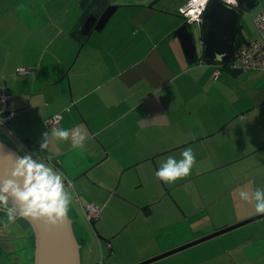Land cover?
<instances>
[{
    "label": "crops",
    "instance_id": "0c3cea01",
    "mask_svg": "<svg viewBox=\"0 0 264 264\" xmlns=\"http://www.w3.org/2000/svg\"><path fill=\"white\" fill-rule=\"evenodd\" d=\"M186 1L0 0V89L15 114L0 139L59 170L80 207L101 209L103 251L87 264H141L260 215L239 191L264 188V74L188 62L174 34ZM107 8L104 28L84 35ZM187 147V175H155ZM109 211L118 219L106 226ZM227 232L148 264H264V217ZM17 249L5 264H23Z\"/></svg>",
    "mask_w": 264,
    "mask_h": 264
},
{
    "label": "water",
    "instance_id": "95a60500",
    "mask_svg": "<svg viewBox=\"0 0 264 264\" xmlns=\"http://www.w3.org/2000/svg\"><path fill=\"white\" fill-rule=\"evenodd\" d=\"M237 1V8L229 6L220 0L212 1L201 21L199 51L189 25L184 22L177 28L174 34L179 37L188 62L194 61L200 54L202 60L206 62H215L221 65L232 63L237 52V40L242 28L240 25L242 12L255 8L258 3V0ZM114 10L115 8H107L100 16L90 15L83 25L82 33L89 35L92 31H101ZM21 155L16 149L0 139V180L10 176L12 169L15 167L16 159ZM17 179L19 183H23L22 178ZM5 204L12 207L17 215L25 219L32 228L35 244L34 264H82L80 243L74 233L72 219L68 212L64 217L53 222L46 216L32 217L24 215L20 211L22 208L21 203L13 197H9ZM262 217H264V214L216 231L141 264L156 261Z\"/></svg>",
    "mask_w": 264,
    "mask_h": 264
},
{
    "label": "clouds",
    "instance_id": "9594fccd",
    "mask_svg": "<svg viewBox=\"0 0 264 264\" xmlns=\"http://www.w3.org/2000/svg\"><path fill=\"white\" fill-rule=\"evenodd\" d=\"M67 134L64 130L54 132L58 137H66ZM41 147L45 148L46 142ZM180 156L178 159L169 155L156 169L155 175L166 182L187 175L196 159L192 148L183 149ZM17 178H22L23 183H19ZM9 197L21 203L20 211L24 215L46 216L53 222L66 215L70 204L62 173L31 153L19 156L10 176L0 180V202L6 203ZM239 197L254 201L255 212L264 214V188L257 187L251 192L242 189ZM13 211L12 207L8 208L9 220L14 218Z\"/></svg>",
    "mask_w": 264,
    "mask_h": 264
},
{
    "label": "rangeland",
    "instance_id": "374dc122",
    "mask_svg": "<svg viewBox=\"0 0 264 264\" xmlns=\"http://www.w3.org/2000/svg\"><path fill=\"white\" fill-rule=\"evenodd\" d=\"M263 5H264V0H261V3L258 6H256L255 8H253L249 11H243L242 12V16L240 18V25L242 27L243 36L245 35L247 37H251L255 34L259 35L256 23L254 21V17L256 16L260 6H263ZM189 28L194 34L195 42H196L197 46L200 47V43H201L200 27H199L198 23L194 22V23L190 24ZM94 34L96 35L97 33H94ZM6 124H9V122ZM0 131L3 133L7 132L2 123H0ZM100 169H102V168L99 167L98 170H100ZM98 170L95 169V171H98ZM69 194H70V204L68 207V212L70 214V218L72 219L74 233L76 235L78 242H82V241L87 242V244L84 247L82 246V248H81V257L83 258V262H84V264L85 263L87 264V262L90 260H91V262H93L94 260L99 262L100 252L103 251V248L101 246V243L98 240H96V237H93V234H94L93 223H91V221H89L88 218L85 216V214L82 212V210H81L82 207H80L79 204H76L74 202V199L71 196L70 192H69ZM0 203H2V202H0ZM3 207L6 208L5 205H3ZM13 213H15V211H13ZM6 218H8L7 215L0 213V224L3 223L4 221H6ZM117 219H118V213L116 211H109L105 217L104 225L107 226L110 223H114L115 221H117ZM96 223H97V226L100 227V225H99L100 220H98ZM14 225L16 227L17 224H14ZM193 225H195V224H193ZM19 226L21 228H23L25 225L19 223ZM16 228H18V227H16ZM21 233L24 236H22V239L17 240V242H18L17 254L22 259L23 264H34L33 244L31 243V240H28V236H26L24 234L25 233V227L23 228ZM124 235L126 236V234H123L122 236L118 235L116 237V239H119V238L123 237ZM215 238H217V237H215ZM123 244H124V242L122 240H119L118 246L120 248L123 247ZM105 247H106V250L104 249L105 252L109 251L108 244L105 243ZM107 253L108 252H106V254ZM8 256L9 255H7V250L1 244L0 245V264H5L6 258ZM15 263L16 262H13V264H15Z\"/></svg>",
    "mask_w": 264,
    "mask_h": 264
},
{
    "label": "built area",
    "instance_id": "2783aa9c",
    "mask_svg": "<svg viewBox=\"0 0 264 264\" xmlns=\"http://www.w3.org/2000/svg\"><path fill=\"white\" fill-rule=\"evenodd\" d=\"M213 0H187L179 9V15L184 19L188 25L197 22L201 27V21L209 9ZM223 3L238 7L237 0H220ZM259 37L252 40H244L237 46V52L231 65L240 68L244 71H256L264 74V12L254 17ZM202 63L204 61H201ZM223 65L217 64L215 75L220 73ZM20 73H26V69H20ZM8 95L0 89V122L8 123L13 117L14 113L8 109ZM59 116L49 120V123L57 129L59 127ZM82 210L89 221H96L101 214V209L95 204L82 205Z\"/></svg>",
    "mask_w": 264,
    "mask_h": 264
},
{
    "label": "flooded vegetation",
    "instance_id": "af4514ba",
    "mask_svg": "<svg viewBox=\"0 0 264 264\" xmlns=\"http://www.w3.org/2000/svg\"><path fill=\"white\" fill-rule=\"evenodd\" d=\"M2 204L5 205V207H6L5 210H6V214H7V217H8V215H9L8 207L9 206L7 204H4V203H2ZM2 204H0V205L3 206ZM1 206H0V208H1ZM13 216H14V218L12 220H9L7 218L6 221H4V223L2 225H0V238L8 239V237H11L10 240H5L4 239L2 244H3L4 248L7 251H12L11 252L12 254L14 253V250L18 248L17 240L22 239V236H23L22 233H20L19 236L17 235L19 233L17 232V228L16 227H19V223L21 224L22 222H25L17 214L13 213ZM14 224H17L16 227H15ZM25 224H27V223L25 222ZM27 227H28L27 231L30 232V234H28L27 231H25V233H27L29 235L28 240H31V238L34 237V233L32 231V228L30 227V225L27 224ZM8 230L10 231V233H8ZM32 244H34V240H33ZM80 247L82 248L81 244H80ZM81 248H80V251H81Z\"/></svg>",
    "mask_w": 264,
    "mask_h": 264
},
{
    "label": "trees",
    "instance_id": "16d2710c",
    "mask_svg": "<svg viewBox=\"0 0 264 264\" xmlns=\"http://www.w3.org/2000/svg\"><path fill=\"white\" fill-rule=\"evenodd\" d=\"M87 37V36H86ZM244 40H246L245 39V35L243 36V34H242V28H241V31H240V35H239V37H238V40H237V46H239V44L241 43V42H243ZM198 58H200L201 60H202V57H201V55L199 54V56L194 60V61H192V62H190L191 64L192 63H195L196 61H197V59ZM203 61V60H202ZM205 63H212V64H216L217 65V63H215V62H206V61H204ZM229 65H231V64H229ZM229 65H223V67H225V66H229ZM8 103V102H7ZM12 120V119H11ZM11 120L9 121V122H11ZM0 123H2V122H0ZM2 124H5V123H2ZM3 203V202H2ZM2 203H0V204H2ZM5 204V203H4ZM15 214H16V212H15ZM21 219H23V218H21ZM27 224H28V222L25 220V219H23ZM96 221H91V223H95ZM29 225V224H28ZM31 227V226H30ZM35 250V244H33V251ZM34 259V258H33Z\"/></svg>",
    "mask_w": 264,
    "mask_h": 264
}]
</instances>
